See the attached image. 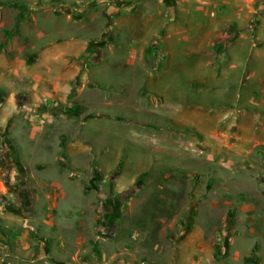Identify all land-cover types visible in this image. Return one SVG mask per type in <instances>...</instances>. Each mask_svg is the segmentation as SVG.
<instances>
[{
  "label": "crops",
  "instance_id": "1",
  "mask_svg": "<svg viewBox=\"0 0 264 264\" xmlns=\"http://www.w3.org/2000/svg\"><path fill=\"white\" fill-rule=\"evenodd\" d=\"M50 1L63 9L72 5L70 10L77 8L80 13L91 10L90 15L103 5V25L92 29L97 17L93 15L91 20L76 21L72 32L67 33L64 27L51 39L47 27L50 14L44 9ZM50 1H10L28 4L26 11L13 8L8 0L0 1L7 3L0 7V231L3 222L10 220L1 205L5 198L1 192L3 177L14 181L19 172L33 180L31 187L37 193L54 190L46 199L47 209L55 211L59 202L54 197L65 199L66 191L57 181L45 185L38 184L37 179L49 176L46 172L60 175V159L75 172L86 170L97 149L87 132L96 134V127L107 125L117 132L130 126L133 130L151 129L110 112L115 104L127 106L126 96L115 102L111 99L101 106L103 109L86 102L92 92L116 98L128 89L131 84L111 86L98 79L96 73L116 68L130 76L140 94H146L145 102L154 98L160 108L157 117L161 122L152 128L151 135L165 163L156 161L132 179L150 172L158 178V167L167 168L166 162L173 159L193 167L205 163L221 172L217 187L213 184L208 191L211 207L256 212V222H219L217 227L188 222L184 235L197 242L183 257L184 264H215L217 244L224 247V264H264V222H258L264 218V189L255 186L253 196L242 201L243 189L235 196L227 186L234 184L231 179L239 171L264 180L262 12L253 7L247 10L246 0H182L184 5L179 8H167L163 0ZM120 2L125 6H119ZM259 3L262 9L264 2ZM36 4H42L38 10ZM20 14L23 21L17 23ZM20 93L26 94L22 106L17 99ZM117 139L108 137L105 141L115 144ZM212 141L218 147L215 151ZM81 143L87 145L81 147ZM179 143L183 152L162 149L170 145L176 148ZM50 153L53 157L49 160ZM76 156L85 160L74 161ZM103 162L110 169L109 163ZM130 163L120 158L116 165L127 168ZM195 174L201 175L198 171ZM180 177L165 173L163 184L174 188ZM126 184L118 185L124 189ZM163 188L156 193L163 195ZM39 223L42 228L54 224Z\"/></svg>",
  "mask_w": 264,
  "mask_h": 264
},
{
  "label": "rangeland",
  "instance_id": "2",
  "mask_svg": "<svg viewBox=\"0 0 264 264\" xmlns=\"http://www.w3.org/2000/svg\"><path fill=\"white\" fill-rule=\"evenodd\" d=\"M163 1L167 8L174 5L179 8L184 5L182 0ZM261 1L264 2L246 0L245 8L250 10L253 7L258 13L262 12L263 17L264 5L262 9L259 8ZM195 3L198 4L196 1ZM73 4L76 5L75 2ZM107 4L112 5L111 2ZM3 5L0 4V7ZM41 5L36 4L35 10ZM118 5L125 6L121 2ZM58 6L56 1H50L49 7L44 8L48 9L50 14V23L47 27L51 30V39L56 37L55 32L58 36L59 31L65 30L64 27L67 33L72 32L77 22L91 20L93 15L97 17L92 29L96 28L97 24L99 27L103 25V5L95 7L93 15H90L91 10L80 13L76 8L71 11L72 5L65 6L64 9ZM7 10L9 12L10 8ZM248 20L247 17L245 21ZM32 32L33 30L29 29L27 33ZM96 74L98 79L111 86L131 85L116 98L105 96L101 91L92 92L87 96L86 102L91 104L92 108L93 106L99 108L111 102V99L115 102L126 96L127 106L119 108V105L115 104L113 108H109L110 112H115L114 114L127 121L138 122V125L147 124L151 129L147 131L136 127L133 130L130 126L128 129L120 128L117 132L115 128L107 125L95 128L101 132L100 134L87 132V137L91 138L97 149L93 152L94 160L86 170H81V173L75 172L73 167L70 168L68 163L60 159L57 167L60 175L46 172L49 174L46 176L48 178L43 175L41 179H37L38 184L45 185L48 181L50 183L57 181L66 191L65 199L59 198L58 201L55 198L57 195L54 197L53 200L59 202V207L55 211L47 209L46 199V195H52L54 190L37 193L36 189L31 187L33 180L26 179V176H21L19 172L15 175L14 181L9 176L3 177L1 185L3 197L7 198L11 194L14 200L1 199V205L10 220L1 225L0 264H184L183 257L189 253L193 243L197 242L184 235L188 222L193 223V226H201L206 222L208 227H217L219 222H256V212L222 210L220 207L210 206L208 191L213 184L217 187L220 171L205 163H198L193 167L173 159L166 162L167 168L158 167L156 171L158 178L150 172L132 179L141 169L152 168L158 163L156 161L165 163L163 154H157L156 149H160V146L151 135L152 128L161 122L157 117L159 105L154 102L156 100L154 98L145 102L143 98L146 94L144 92L140 94L135 88L136 84L129 80L130 76L121 74V70L109 68ZM22 102L21 106L25 99ZM115 136L120 138L117 139L118 143L105 141L106 138ZM212 143L215 151L218 147L214 141ZM85 145L87 144L81 143V147ZM180 145L179 143L176 148L175 145H170L162 149L166 152L170 150L175 153L178 149L183 152V148H179ZM52 157V153L47 155L49 160ZM120 158L131 161L130 165L127 168L123 167V164L116 165ZM73 159L80 163L85 160L83 156H76ZM102 159L109 163L110 169L105 168ZM197 171L204 178L199 174L193 175ZM253 171L258 172L257 169ZM165 173L182 176L176 178L174 188L169 186L170 183L163 184L162 177ZM231 182L235 185L227 186L235 196L243 189L244 194L240 196L242 201H246L250 195L253 196L255 186L264 189V180L257 178L256 175H247L246 171H239ZM118 184H126V187L121 189ZM160 187H164L163 195L156 193ZM219 187L221 188L220 183ZM213 196L218 197L216 194ZM41 221L54 224L42 228L39 223ZM258 222H264V218ZM215 247L213 262L224 264L225 257L219 249L221 246L217 244Z\"/></svg>",
  "mask_w": 264,
  "mask_h": 264
},
{
  "label": "trees",
  "instance_id": "3",
  "mask_svg": "<svg viewBox=\"0 0 264 264\" xmlns=\"http://www.w3.org/2000/svg\"><path fill=\"white\" fill-rule=\"evenodd\" d=\"M8 4H10L13 8L21 10V11H26V9L29 7L28 4L21 3V2H9ZM21 21H23L22 14L17 16V23H20ZM17 99L21 103L24 99L26 100V94L25 93L18 94ZM0 163L3 165V162L0 161ZM134 189H136V187H134Z\"/></svg>",
  "mask_w": 264,
  "mask_h": 264
},
{
  "label": "built area",
  "instance_id": "4",
  "mask_svg": "<svg viewBox=\"0 0 264 264\" xmlns=\"http://www.w3.org/2000/svg\"><path fill=\"white\" fill-rule=\"evenodd\" d=\"M223 249H224V247H220V251H221V253L224 252ZM221 253H220V254H221Z\"/></svg>",
  "mask_w": 264,
  "mask_h": 264
}]
</instances>
